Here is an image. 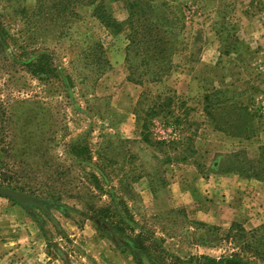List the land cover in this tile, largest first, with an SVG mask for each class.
<instances>
[{
    "label": "rangeland",
    "instance_id": "374dc122",
    "mask_svg": "<svg viewBox=\"0 0 264 264\" xmlns=\"http://www.w3.org/2000/svg\"><path fill=\"white\" fill-rule=\"evenodd\" d=\"M38 1L0 0V182L65 209L50 211L56 227L0 197V264H196L240 251L231 224L264 227V182L228 170L229 155L264 149V0H155L180 9L185 30L169 76L141 86L126 81V33L83 7L59 38L32 14ZM104 1L124 18L123 0ZM91 42L111 64L95 82ZM172 91L187 116L178 104L147 119Z\"/></svg>",
    "mask_w": 264,
    "mask_h": 264
},
{
    "label": "trees",
    "instance_id": "16d2710c",
    "mask_svg": "<svg viewBox=\"0 0 264 264\" xmlns=\"http://www.w3.org/2000/svg\"><path fill=\"white\" fill-rule=\"evenodd\" d=\"M122 6L125 16L120 20L108 10L104 0H39L32 14L37 15L39 25L44 32H50L52 29L56 32V36L61 38L66 24L72 25L80 21L78 9L90 8L91 16L109 34H127V44L124 47V68L127 72V82L141 86L143 83L158 84L164 81L172 71L173 56L183 41L185 27L182 23L181 10L171 8L165 1L156 2L155 0H123ZM58 29L59 31H57ZM3 42V35L0 32V43ZM88 51L89 55H86V60L91 58V61L85 62L84 66L90 68L91 76L93 74L96 76L95 82L111 69V64L99 43L91 42ZM100 65L103 66L102 69L99 68ZM88 77L89 75L83 77L82 80L85 81ZM61 78L63 79L62 73ZM148 96L146 93L142 94L137 104L141 105ZM204 101L207 104L204 108L207 116L213 117L215 114L212 111L211 95L206 94ZM178 104L183 111L182 116H187L188 109L185 108L184 102L180 101L175 92L157 94L150 101L145 117L147 119L154 118L164 111L177 107ZM225 104L228 105L231 102L227 100ZM233 107L237 108L235 105ZM134 111L136 112V110ZM146 123L144 121L143 127H146ZM238 128L241 132L238 137L246 140L250 138L248 128L241 126ZM238 157L239 153L228 156L230 164L228 170L240 178L264 182V149H261V153L255 160L250 161L242 158L237 161ZM169 161L168 157L166 162ZM0 185L24 191L23 188L12 186L7 178L3 179ZM63 209H65L64 205L60 207L59 211L64 212ZM44 234L48 237L47 233ZM226 238L231 241L238 240L240 251L222 255L218 259L208 256L191 258L188 263L194 261L196 264H264V227L246 233L234 222L231 224Z\"/></svg>",
    "mask_w": 264,
    "mask_h": 264
},
{
    "label": "water",
    "instance_id": "95a60500",
    "mask_svg": "<svg viewBox=\"0 0 264 264\" xmlns=\"http://www.w3.org/2000/svg\"><path fill=\"white\" fill-rule=\"evenodd\" d=\"M0 197L13 201L30 214H32L36 209L39 210L54 224V226L57 227L56 223L54 222V219L51 217L50 211L52 209L59 210L60 207H62L63 205L51 203L48 200L38 197L36 195H31L11 187L1 185ZM97 225L98 227H100L99 223H97Z\"/></svg>",
    "mask_w": 264,
    "mask_h": 264
}]
</instances>
